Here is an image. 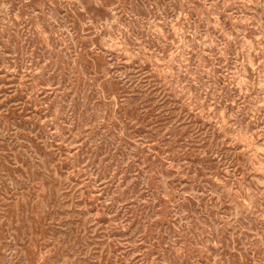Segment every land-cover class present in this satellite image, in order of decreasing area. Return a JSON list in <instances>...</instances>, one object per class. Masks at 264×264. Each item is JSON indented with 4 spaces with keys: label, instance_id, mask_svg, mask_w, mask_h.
<instances>
[{
    "label": "rangeland",
    "instance_id": "rangeland-1",
    "mask_svg": "<svg viewBox=\"0 0 264 264\" xmlns=\"http://www.w3.org/2000/svg\"><path fill=\"white\" fill-rule=\"evenodd\" d=\"M0 264H264V0H0Z\"/></svg>",
    "mask_w": 264,
    "mask_h": 264
}]
</instances>
